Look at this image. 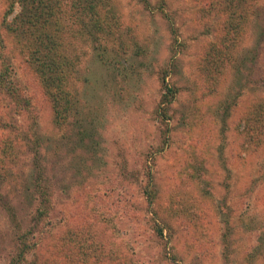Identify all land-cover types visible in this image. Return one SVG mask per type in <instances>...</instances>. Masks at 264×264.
<instances>
[{"label":"rangeland","instance_id":"rangeland-1","mask_svg":"<svg viewBox=\"0 0 264 264\" xmlns=\"http://www.w3.org/2000/svg\"><path fill=\"white\" fill-rule=\"evenodd\" d=\"M72 1L40 43L0 0V264H264V0H103L110 33Z\"/></svg>","mask_w":264,"mask_h":264},{"label":"trees","instance_id":"trees-1","mask_svg":"<svg viewBox=\"0 0 264 264\" xmlns=\"http://www.w3.org/2000/svg\"><path fill=\"white\" fill-rule=\"evenodd\" d=\"M238 1L239 0H233L235 3H238ZM20 2L21 8L17 14V18L7 22L8 29L12 30L13 28H19L20 26H25L28 29L32 28L33 32L34 30L35 32L34 34L32 32L29 37H34L36 41L41 43L43 39L41 34L43 32L42 29L44 24L51 22L49 18L55 14V9H58V7L60 9L62 7L64 0H20ZM103 3V0H74L71 2L69 7H73L76 10L81 9V12H84L88 15L91 23L90 27L93 32L110 33V28L106 23L109 21V17L107 16L105 3L104 5ZM231 22L233 23L235 21L231 20ZM43 36L48 37V33L45 32ZM31 41V48L33 49V52H35L34 54H36L39 52V49L36 47L34 40L31 39ZM46 49L47 52L44 55V59L41 56H38L37 58L34 57V59L37 61V65L40 66L37 71L40 72V81L45 88L44 91L50 97L54 121L56 123L65 124L68 121L69 112L72 109L71 100L68 98L69 93L67 89L63 88V77L66 76L63 71L65 70L67 61L63 55L59 56L58 45L53 40L50 46L48 43L46 44ZM252 64H254V62H252ZM259 77L261 78L254 79L251 83L254 85L260 83L258 81L259 79H264V73ZM165 88L166 92L162 95V97L165 100L166 106H163L164 108L161 109V112H165L167 106L171 102V100L167 97L168 94H174V89L171 86L166 84ZM259 98L261 99H259L257 102L261 101L260 103L264 104V97ZM257 102L256 105L259 104ZM257 107V115L254 113V116L249 118L250 140L255 146L264 142V108H262L260 105ZM42 209L43 204L40 205L37 213L39 218L42 217ZM23 238L24 237L22 236L20 239L24 240ZM24 250L18 252V255H23ZM15 263L16 262L14 260L12 264Z\"/></svg>","mask_w":264,"mask_h":264}]
</instances>
